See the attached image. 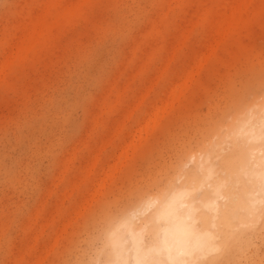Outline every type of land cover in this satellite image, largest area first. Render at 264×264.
Returning <instances> with one entry per match:
<instances>
[{
    "label": "rangeland",
    "instance_id": "374dc122",
    "mask_svg": "<svg viewBox=\"0 0 264 264\" xmlns=\"http://www.w3.org/2000/svg\"><path fill=\"white\" fill-rule=\"evenodd\" d=\"M263 75L264 0H0V264H101L104 212Z\"/></svg>",
    "mask_w": 264,
    "mask_h": 264
},
{
    "label": "bare ground",
    "instance_id": "6f19581e",
    "mask_svg": "<svg viewBox=\"0 0 264 264\" xmlns=\"http://www.w3.org/2000/svg\"><path fill=\"white\" fill-rule=\"evenodd\" d=\"M255 82L208 114L198 154L186 146L152 195L137 192L117 219L104 212L101 264H230L264 234V78Z\"/></svg>",
    "mask_w": 264,
    "mask_h": 264
}]
</instances>
